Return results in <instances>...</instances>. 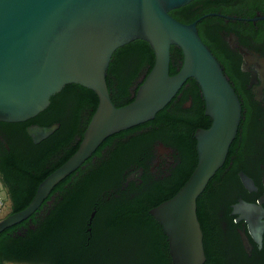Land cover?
<instances>
[{"label":"water","instance_id":"95a60500","mask_svg":"<svg viewBox=\"0 0 264 264\" xmlns=\"http://www.w3.org/2000/svg\"><path fill=\"white\" fill-rule=\"evenodd\" d=\"M191 1L0 0V120L36 116L50 105L52 95L72 82L93 89L99 97L76 151L39 183L26 207L0 219V232L40 208L52 188L92 156L106 137L154 118L185 81L194 77L212 123L195 133L198 161L188 179L150 211L168 233L174 264L205 262L197 198L226 160L242 118V103L221 62L202 38L197 20L185 22L170 12ZM136 38L149 41L155 62L134 99L116 105L107 81L109 65L114 51ZM172 44L184 55L173 74ZM57 126L36 124L29 132L38 142ZM246 206L256 211V206ZM254 222L253 230L260 238L262 215ZM243 242L249 250L250 240ZM0 264L4 263L0 260Z\"/></svg>","mask_w":264,"mask_h":264},{"label":"flooded vegetation","instance_id":"af4514ba","mask_svg":"<svg viewBox=\"0 0 264 264\" xmlns=\"http://www.w3.org/2000/svg\"><path fill=\"white\" fill-rule=\"evenodd\" d=\"M187 4L184 17L189 22L197 20L202 38L221 62L242 103L237 135L207 194L211 219L215 223L214 240H240L248 255L256 256L263 253L264 244V225L260 238L256 237L252 225L259 214L264 220V0H192ZM121 66L120 73H130L134 67L128 61L121 62ZM146 69L144 66L139 70L130 83L129 97L135 95ZM120 73L111 74L112 89L119 86ZM191 86L186 83L173 97L171 108L183 110L193 106ZM61 91L51 99L52 111L48 113L23 121L0 120L1 190L5 188L8 192L4 181V156L13 148L37 153L41 144L61 133L62 126L69 124L72 118L75 117L80 125L87 121L88 107H75L73 92ZM36 124L58 126L36 142L29 132ZM170 139L168 127L160 124L138 126L108 137L98 152L78 167L66 183L69 191L78 194L82 191L73 205L62 209L65 194L56 190L48 203L38 208L34 217L37 221L30 217L29 224L16 229V234L27 237L30 229L37 228V222L41 223L48 216L56 218L62 212L63 224L52 240H93L98 247L106 245L109 249L114 244L111 240H143L130 226L109 228L106 222L119 202L149 193L159 197L175 188L183 177L180 168L184 155ZM92 174L93 178L86 183ZM160 202L148 211L151 213V208ZM246 205L256 206V211H249ZM153 217L169 240L162 222ZM243 240H250L249 250ZM168 252L170 254L169 248Z\"/></svg>","mask_w":264,"mask_h":264},{"label":"trees","instance_id":"16d2710c","mask_svg":"<svg viewBox=\"0 0 264 264\" xmlns=\"http://www.w3.org/2000/svg\"><path fill=\"white\" fill-rule=\"evenodd\" d=\"M188 7L189 4H185L171 9L170 12L178 19L189 22V19L184 17V11ZM183 58L182 49L172 44L170 73L173 74L179 70ZM126 61L132 62L133 69L130 73H120L122 71L120 63ZM154 62V49L149 41L143 38H136L119 46L114 51L108 69L107 81L112 99L116 105H123L134 99L135 95L129 97L130 83L139 70L147 66L143 81ZM113 72L120 73L118 75L119 86L114 89H112L110 82ZM186 83L193 85L191 89L194 95V104L191 108L173 109L170 107L171 100L156 113L154 118L120 130H129L147 124L165 125L168 127V134L172 138L170 141L178 145L184 155V161L180 168L183 177L178 180L173 190L169 189L168 192L159 197L149 193L119 202L116 204L117 208L108 217L106 223L109 228H115L117 225L130 226L134 232L138 231L143 240H111L114 243L112 249L107 248L106 245L100 248L93 240H52L63 224L62 212L56 218L48 216L41 223L37 222V228L30 229L27 237L16 234V229L23 226V224L28 225L29 218L35 217V214L38 213L37 209L29 217L6 227L0 232V260L4 264L7 261L14 260L39 261L46 264H174L168 252V240H166L160 224H158L159 222L155 220L148 208L172 196L188 179L198 161L195 130L199 126L209 127L212 123L211 116L205 112V100L200 85L194 77H190L180 90L184 89ZM66 90L73 92L75 107H88L87 121L80 125L75 117L72 118L69 124L62 126L61 133L56 137L45 140L37 153H27L21 149L13 148L11 152L4 156V181L8 185L12 207L10 213L26 207L33 199L39 183L76 151L84 130L97 108L99 97L93 89L72 82L66 84L61 93ZM56 94L52 95L51 99H54ZM51 109L52 105L34 118L52 111ZM104 140L97 147L96 152L104 144ZM221 168L222 166L209 180L207 186L197 198V212L205 233L204 247L207 258L203 264H264V244L262 254L259 252L256 256H251L244 250L240 240H214L213 228L215 223L211 219L212 212L207 194L214 177L220 172ZM75 171L52 188L50 194L42 202L41 207L48 203L52 193L56 190L65 194L64 200L61 201L62 209L73 205L75 198L79 197L82 191L79 192V195L69 191L65 185ZM92 178L93 174L86 180V183H89ZM145 238H148V240ZM233 254L234 256H231Z\"/></svg>","mask_w":264,"mask_h":264},{"label":"rangeland","instance_id":"374dc122","mask_svg":"<svg viewBox=\"0 0 264 264\" xmlns=\"http://www.w3.org/2000/svg\"><path fill=\"white\" fill-rule=\"evenodd\" d=\"M0 191L2 193V195L4 196L5 199V205H4V209L0 214V219L4 216H6L7 214H9L10 210H11V199L9 196V193L6 191V189L4 188V191L1 190ZM231 263V262H230ZM7 264H46L44 262H39V261H25V260H21V261H8Z\"/></svg>","mask_w":264,"mask_h":264},{"label":"built area","instance_id":"2783aa9c","mask_svg":"<svg viewBox=\"0 0 264 264\" xmlns=\"http://www.w3.org/2000/svg\"><path fill=\"white\" fill-rule=\"evenodd\" d=\"M4 205H5V199H4V196L2 195V193L0 191V214L4 209Z\"/></svg>","mask_w":264,"mask_h":264}]
</instances>
